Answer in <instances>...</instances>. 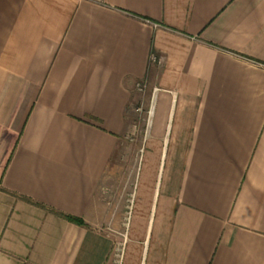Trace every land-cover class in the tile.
I'll list each match as a JSON object with an SVG mask.
<instances>
[{"label": "crops", "instance_id": "1", "mask_svg": "<svg viewBox=\"0 0 264 264\" xmlns=\"http://www.w3.org/2000/svg\"><path fill=\"white\" fill-rule=\"evenodd\" d=\"M0 264H264V0H0Z\"/></svg>", "mask_w": 264, "mask_h": 264}, {"label": "rangeland", "instance_id": "2", "mask_svg": "<svg viewBox=\"0 0 264 264\" xmlns=\"http://www.w3.org/2000/svg\"><path fill=\"white\" fill-rule=\"evenodd\" d=\"M138 93L141 96V100L147 98V93L144 91H139ZM146 111L147 109L145 108L141 109L134 122L135 131L125 139V154L122 159L124 167L113 176L115 177L114 179L121 181V185L116 183L115 187L110 186L102 192L104 195L102 199L109 197L113 201V208L117 211L124 209L123 205L129 202L130 196L137 204L145 193L152 192L157 197L163 189L168 163V158L165 159L166 150H164L159 163L151 167L150 156L154 153V149L149 147L148 144L143 146L141 143L140 134H144L147 125ZM141 148V152L137 155L138 149Z\"/></svg>", "mask_w": 264, "mask_h": 264}, {"label": "trees", "instance_id": "3", "mask_svg": "<svg viewBox=\"0 0 264 264\" xmlns=\"http://www.w3.org/2000/svg\"><path fill=\"white\" fill-rule=\"evenodd\" d=\"M20 198L24 199L25 201H27V202H29L31 204L39 206V207L43 208L44 210H46V211H48V212H50V213H52V214H54L56 216H59V217L65 219V220H67V221H69L71 223H74V224H77V225H81V226L84 225L83 220L81 218H79V217L72 216V215H69V214H65V213H63L61 211H58V210L54 209V208L48 207V206L40 204V203L33 202L32 200H30V199H28L26 197H21L20 196Z\"/></svg>", "mask_w": 264, "mask_h": 264}]
</instances>
